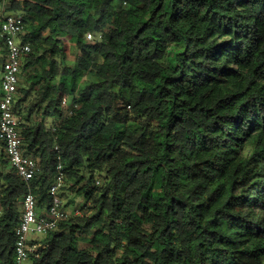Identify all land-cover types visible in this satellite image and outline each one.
<instances>
[{"label": "trees", "instance_id": "trees-1", "mask_svg": "<svg viewBox=\"0 0 264 264\" xmlns=\"http://www.w3.org/2000/svg\"><path fill=\"white\" fill-rule=\"evenodd\" d=\"M5 10L31 43L15 111L38 208L61 162L88 209L45 235L34 264H264V0ZM6 56L0 36V71ZM27 192L0 141V264H14Z\"/></svg>", "mask_w": 264, "mask_h": 264}, {"label": "built area", "instance_id": "built-area-1", "mask_svg": "<svg viewBox=\"0 0 264 264\" xmlns=\"http://www.w3.org/2000/svg\"><path fill=\"white\" fill-rule=\"evenodd\" d=\"M1 1L0 36L4 39L7 56L0 71V141L5 145V155L10 165L17 175L28 184V192L21 202V215L18 225L15 227L14 242V264H23L41 245V242L30 239L31 233L46 235L55 230L62 221L83 213L79 209L70 212L63 207L60 190L65 183L66 175L61 162L57 164V175L49 188V193L52 196L51 204L42 210L38 208L37 196L32 189L31 181L41 168L36 159L24 154L22 150L23 138L20 133V118L15 111L21 65L24 57L31 51V43L22 38L25 30L23 14L6 11L9 0ZM92 38L93 34L88 33L87 39L91 40Z\"/></svg>", "mask_w": 264, "mask_h": 264}, {"label": "rangeland", "instance_id": "rangeland-1", "mask_svg": "<svg viewBox=\"0 0 264 264\" xmlns=\"http://www.w3.org/2000/svg\"><path fill=\"white\" fill-rule=\"evenodd\" d=\"M22 79H23L22 75L20 74V83L22 82ZM18 96H19V94H18ZM68 105H70V103H69V101H66L65 107H68ZM127 109H130V108L127 107ZM65 185H66V180H65V183L62 187H64ZM60 195L63 199V207L67 211L72 212L76 209H79L82 211V213H83L82 215H84L85 212H88L87 206H85V201H84L82 196H77L76 194L71 192L68 188H66V189L61 188ZM87 205H89V203ZM82 215H78V216H82ZM29 237L31 240L39 239L37 241L40 242L45 237V235L40 234V233H31ZM82 245H84V244H82ZM23 264H34V261L29 258Z\"/></svg>", "mask_w": 264, "mask_h": 264}, {"label": "crops", "instance_id": "crops-1", "mask_svg": "<svg viewBox=\"0 0 264 264\" xmlns=\"http://www.w3.org/2000/svg\"><path fill=\"white\" fill-rule=\"evenodd\" d=\"M0 74H1V72H0ZM37 240H39V239H35L36 242H38Z\"/></svg>", "mask_w": 264, "mask_h": 264}]
</instances>
